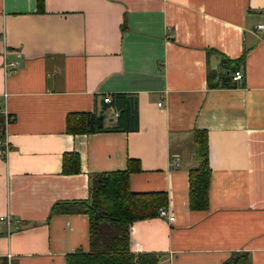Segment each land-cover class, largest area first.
Segmentation results:
<instances>
[{"label": "crops", "instance_id": "1", "mask_svg": "<svg viewBox=\"0 0 264 264\" xmlns=\"http://www.w3.org/2000/svg\"><path fill=\"white\" fill-rule=\"evenodd\" d=\"M258 24L264 0H0V217L11 220L0 222V258L67 264L89 252L88 215L51 208L88 199L94 174L131 160L130 191L165 193L167 210L130 223L131 252L156 253L157 264H223L243 251L264 264ZM221 55L245 56L243 78L210 88L208 74L225 71ZM116 94L134 109L128 129L116 128L119 111L107 105ZM79 112H102L105 129L68 133L67 114ZM194 130L206 131L209 148L205 210L189 206ZM68 152L79 172H63Z\"/></svg>", "mask_w": 264, "mask_h": 264}, {"label": "trees", "instance_id": "2", "mask_svg": "<svg viewBox=\"0 0 264 264\" xmlns=\"http://www.w3.org/2000/svg\"><path fill=\"white\" fill-rule=\"evenodd\" d=\"M42 7L43 0H37ZM212 51L208 49V52ZM245 56L231 59L221 55L220 65L223 73H210L207 76L208 87H231L234 84L232 74L244 63ZM115 100L108 106H116L119 111L116 128L128 129L125 121L132 124L134 109L127 107V101H120L123 94L114 95ZM105 115L96 112L68 113L66 130L71 134L102 131ZM196 144L194 154L196 167L189 170V206L194 210H205L209 204V185L211 169L209 148L205 130H194ZM63 172H79V157L76 152L63 154ZM136 168L135 162L128 161L124 170L107 171L92 177L91 195L88 199L73 202L55 203L50 213L83 212L89 219V252L76 251L66 258L67 264H157L158 254L151 252L133 253L130 251V223L134 220L155 216L159 206L166 200L165 193H134L129 189V174ZM6 260L0 258V264ZM223 264H250L247 252H233Z\"/></svg>", "mask_w": 264, "mask_h": 264}, {"label": "built area", "instance_id": "3", "mask_svg": "<svg viewBox=\"0 0 264 264\" xmlns=\"http://www.w3.org/2000/svg\"><path fill=\"white\" fill-rule=\"evenodd\" d=\"M257 29H264V24H258L257 25ZM17 65V61H10V62H5L4 64V74H8L10 72V70L14 67H16ZM243 78V73L240 69H237L234 71V73L232 74V80L235 82L241 80ZM6 95V93L4 94ZM109 97H105L104 101H108ZM12 120V117L7 113L6 110H4V126H7ZM2 143H5V140L2 141ZM8 147L9 146H5V148L3 149V156H6V153L8 151ZM175 166L178 165V162H173ZM167 212L166 208L164 206H160V208L158 209V213L160 215H164ZM0 222H4L8 227L11 224V220L9 218V216H4V217H0ZM10 257L11 254H7V262L6 264H11L10 263Z\"/></svg>", "mask_w": 264, "mask_h": 264}]
</instances>
